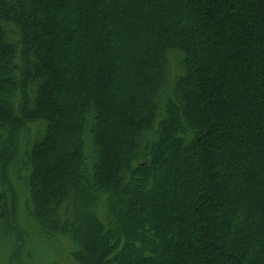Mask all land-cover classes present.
Returning <instances> with one entry per match:
<instances>
[{
    "label": "trees",
    "instance_id": "trees-1",
    "mask_svg": "<svg viewBox=\"0 0 264 264\" xmlns=\"http://www.w3.org/2000/svg\"><path fill=\"white\" fill-rule=\"evenodd\" d=\"M18 135L75 264H264V0H0Z\"/></svg>",
    "mask_w": 264,
    "mask_h": 264
},
{
    "label": "rangeland",
    "instance_id": "rangeland-1",
    "mask_svg": "<svg viewBox=\"0 0 264 264\" xmlns=\"http://www.w3.org/2000/svg\"><path fill=\"white\" fill-rule=\"evenodd\" d=\"M23 156L24 137L18 135L5 170L7 181L0 178V264H75L70 244L46 237L31 218Z\"/></svg>",
    "mask_w": 264,
    "mask_h": 264
}]
</instances>
